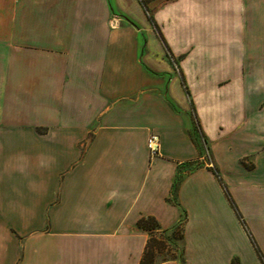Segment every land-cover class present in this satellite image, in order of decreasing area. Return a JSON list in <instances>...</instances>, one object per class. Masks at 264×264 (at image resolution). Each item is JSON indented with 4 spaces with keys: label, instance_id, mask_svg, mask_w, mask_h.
<instances>
[{
    "label": "crops",
    "instance_id": "crops-1",
    "mask_svg": "<svg viewBox=\"0 0 264 264\" xmlns=\"http://www.w3.org/2000/svg\"><path fill=\"white\" fill-rule=\"evenodd\" d=\"M143 217L264 264V0H0V264H138Z\"/></svg>",
    "mask_w": 264,
    "mask_h": 264
},
{
    "label": "trees",
    "instance_id": "trees-1",
    "mask_svg": "<svg viewBox=\"0 0 264 264\" xmlns=\"http://www.w3.org/2000/svg\"><path fill=\"white\" fill-rule=\"evenodd\" d=\"M202 141H204L207 145V141L200 136V142ZM208 150L210 152L209 146ZM212 170L219 179L218 173L214 170V168ZM136 227L147 232L149 235L142 257L138 264H156L159 261L166 260H177L179 264H184L183 232L181 225H176L172 228L164 230L161 229L158 222L153 217H143L137 221ZM166 244L167 247H165ZM163 249L167 252H175L176 255L169 258H160ZM258 255L260 256L259 252Z\"/></svg>",
    "mask_w": 264,
    "mask_h": 264
},
{
    "label": "built area",
    "instance_id": "built-area-1",
    "mask_svg": "<svg viewBox=\"0 0 264 264\" xmlns=\"http://www.w3.org/2000/svg\"><path fill=\"white\" fill-rule=\"evenodd\" d=\"M148 148L152 155L158 152V138L156 136H151L148 140ZM203 155L201 157V162H205L208 167H212L210 162V154L208 147L204 141H202Z\"/></svg>",
    "mask_w": 264,
    "mask_h": 264
},
{
    "label": "rangeland",
    "instance_id": "rangeland-1",
    "mask_svg": "<svg viewBox=\"0 0 264 264\" xmlns=\"http://www.w3.org/2000/svg\"><path fill=\"white\" fill-rule=\"evenodd\" d=\"M207 147H208V145H207ZM165 247H167V244ZM174 255H176L175 252H170V251L167 252L165 249H163V252L161 253L160 258H167V257L169 258V257L174 256ZM160 258H158V259H160ZM133 260H135V259H133Z\"/></svg>",
    "mask_w": 264,
    "mask_h": 264
}]
</instances>
